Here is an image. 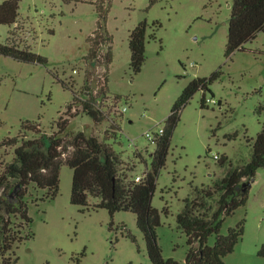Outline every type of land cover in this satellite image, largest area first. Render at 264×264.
Masks as SVG:
<instances>
[{
	"label": "rangeland",
	"instance_id": "obj_1",
	"mask_svg": "<svg viewBox=\"0 0 264 264\" xmlns=\"http://www.w3.org/2000/svg\"><path fill=\"white\" fill-rule=\"evenodd\" d=\"M233 1L21 0L18 23H0V41L9 42L13 29L21 47L44 55L47 62L0 53V141L18 135L25 120L38 121L51 132L61 114L68 116L67 105L75 95L79 92L85 98L86 85L100 93L107 76V92L98 100L104 120L95 122L79 104L69 129L103 140L112 135L106 134L111 124H119L117 136L108 141L121 153V171L139 181L151 167L156 149L146 132L157 135L164 128L175 102L194 78L221 70L206 90L205 106L204 91L199 90L182 108L153 197L161 211L157 231L164 256L187 264V235L178 224V213L187 198L215 189L231 168L250 160L254 138L264 123V30L227 56ZM143 20L149 24L147 57L137 73L130 65L129 40ZM100 24L111 37L101 44L103 56L111 49L108 64L101 62L103 57L100 62L87 60L88 37ZM236 132V137L229 136ZM14 155L13 147L1 148L0 166ZM223 155L228 160L221 165ZM73 174L64 163L54 198L45 196L46 188L30 186L26 200L32 221L24 235L32 234L14 246L16 260L11 264H153L136 213L83 210L71 202ZM220 195L217 190L206 196L207 204L215 209ZM96 201L90 198L91 205ZM243 218L244 236L225 264H264V167L257 171L247 203L225 218L223 232ZM214 241L215 235L210 238Z\"/></svg>",
	"mask_w": 264,
	"mask_h": 264
},
{
	"label": "trees",
	"instance_id": "obj_2",
	"mask_svg": "<svg viewBox=\"0 0 264 264\" xmlns=\"http://www.w3.org/2000/svg\"><path fill=\"white\" fill-rule=\"evenodd\" d=\"M20 1L4 0L0 3V23H18ZM156 1L151 0V3ZM148 25L147 20H143L130 33V65L137 73L141 71L147 57ZM263 30L264 0H234L231 5L226 55L243 49L247 41ZM15 34L12 29L10 41H0L1 54L22 61L47 62L44 55L28 46L21 47L14 37ZM151 37L156 35L151 34ZM110 39L104 26L100 24L96 32L88 37L87 60L100 62L103 57L101 62L110 63L111 49L104 56L101 51V44ZM220 74L221 70H216L210 76L196 77L184 88L165 120L163 133L155 139L156 149L152 153L151 167L147 168L139 181L121 171V153L108 141L117 136L119 124L112 123L110 130H106V134L112 135H106L103 140L84 130L69 129L70 116L79 114V104L82 112L90 115L95 122L104 120L106 114L98 100L101 94L107 92V76L101 85L100 93H95L90 85H86L88 93L85 98L80 97L78 92L67 105L68 116L61 114L55 120L56 128L51 132L44 130L38 121L25 120L21 130L24 134L20 132L16 136L1 140L0 149L13 147L15 155L3 168L0 166V264H11L16 260V257H13L14 246L25 236L32 234L24 235L25 227L32 221L26 200L30 186L46 188L45 196L56 197L60 191V175L64 163L74 170L72 203L83 206V210L94 207L107 208L111 214L119 210L136 213L137 224L144 233L152 263L182 264L176 258H167L163 254L157 231L162 224L161 211L154 206L153 197L158 175L167 162L172 136L179 123L182 108L199 90L204 91L201 102L202 106H205L206 90L211 89V83L219 78ZM74 109L76 112L72 113ZM29 132L34 135L29 137ZM237 135L236 132L229 136ZM227 160L228 156L223 155L219 158V163L224 165ZM261 167H264V123L254 138L250 160L242 166L231 168L215 189H204V195L194 199L187 198L185 207L178 213V224L187 235V264H225V257L235 250L237 243L244 236L246 221L245 218L241 219L224 233L225 218L247 203L252 182ZM217 190L221 191V195L218 206L213 209V206L207 204L205 197L212 196ZM91 197L97 198L93 205L90 202ZM164 211L168 214L166 209ZM213 235L215 241L211 243L210 238Z\"/></svg>",
	"mask_w": 264,
	"mask_h": 264
},
{
	"label": "built area",
	"instance_id": "obj_3",
	"mask_svg": "<svg viewBox=\"0 0 264 264\" xmlns=\"http://www.w3.org/2000/svg\"><path fill=\"white\" fill-rule=\"evenodd\" d=\"M123 110H126V107H124ZM163 131H164V128H161V129L159 130V132L157 133V135H154V134H152L150 131H147V132H146V135H147L148 138H150V139H152V140H155L159 134H162V133H163Z\"/></svg>",
	"mask_w": 264,
	"mask_h": 264
}]
</instances>
